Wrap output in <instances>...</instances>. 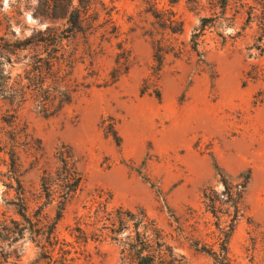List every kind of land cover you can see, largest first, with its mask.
Listing matches in <instances>:
<instances>
[{"label":"rangeland","instance_id":"1","mask_svg":"<svg viewBox=\"0 0 264 264\" xmlns=\"http://www.w3.org/2000/svg\"><path fill=\"white\" fill-rule=\"evenodd\" d=\"M102 2L132 66L111 83L114 42L88 55L78 36L68 47L79 53L72 100L45 116L30 78L36 55L46 54L33 36L47 23L33 18L37 0H0V264H49L47 240L61 199H48L43 178L59 177L62 153L81 181L54 235L58 247L67 242L78 252L80 264H134L124 243L135 236L136 220L125 212L145 214L188 264H220L214 254H222V230L234 212L228 217L221 203L223 181L234 192L244 186L228 264H264V82L246 78L264 65L257 52L248 57L255 28H244L233 6L221 14L218 0H156L158 10L172 9L182 21L180 35L163 32L145 0ZM155 40L182 50L167 54L159 72ZM204 195L219 202L216 215ZM121 219L125 228L112 240Z\"/></svg>","mask_w":264,"mask_h":264},{"label":"trees","instance_id":"2","mask_svg":"<svg viewBox=\"0 0 264 264\" xmlns=\"http://www.w3.org/2000/svg\"><path fill=\"white\" fill-rule=\"evenodd\" d=\"M97 3L101 7L100 11L96 8ZM145 3L147 4L146 11L152 14L163 32L170 35H180L183 32V23L172 9L158 10L156 0H145ZM230 6H233L236 15L245 19L244 28L249 30L255 28L251 37L253 44L247 48L248 57L252 58L253 52H257L255 58H262L264 56V0H218L217 7H219L221 14L224 15ZM33 18L47 23L44 30L37 31L33 36L32 43L35 49L42 47L43 53L46 54L43 57L39 54L36 55L30 78L31 97L38 112L45 116L55 115L56 109H61L70 104L72 100L74 81L70 76L74 71L76 57L79 53L77 48L69 51L68 47L70 42H73L78 36L83 39V51H87L88 55L96 54V49H101L103 43L112 44L114 42L116 54L114 66L109 73L111 83L127 74L132 66L131 50L127 47L126 40L121 39L119 28L112 18V9L105 7L102 0H37V8ZM59 20H65L63 29L55 26ZM207 21V18L202 20V27ZM96 40L98 43L95 45ZM152 50L153 62L155 63L154 72H159L162 69L164 57L167 54L172 53L178 56L182 53V50L177 48L175 44H165L162 40L153 41ZM246 78L251 81L264 82V65L252 66L250 71L246 73ZM3 88H5V84L2 83L0 84V91ZM52 109L55 110L52 111ZM113 137L118 139L115 132H113ZM59 155V177L51 178L48 175L43 178L48 199L54 201L55 195L61 199L60 211L57 212V217L47 240L48 251H46L45 258L49 260V264H80L78 252L72 251L73 247L67 242L60 243V247H58L59 242L54 235L57 221L61 218L66 204L81 181V176L70 156L64 153ZM223 184L224 192L221 203L227 207L225 214L229 217L231 208L234 212L229 223L226 222L222 230V254H214V256L220 264H228L227 246L238 217V204L244 186L240 187L239 192H234L226 181H223ZM204 199L209 200V203H205L211 209V213L216 215L219 202L211 200L206 195H204ZM25 212V208L21 207L18 215L24 219L26 217ZM127 213L125 212V215L131 217L132 221L136 220L135 236L124 243L127 252L133 258L134 264H188L182 255L176 254L173 248L166 244L161 231L145 214H141L140 218H135L134 215L130 216ZM119 222L121 227L110 231L113 235L112 240H116L114 237L125 228L123 226L124 220L121 219ZM138 225H141L142 231L138 230ZM77 229L79 231L77 240L86 243V235L79 228ZM28 231H30L31 237H37L36 231L31 229ZM21 234L22 232H19V235ZM56 247H58L59 252L57 254L59 257H55Z\"/></svg>","mask_w":264,"mask_h":264}]
</instances>
